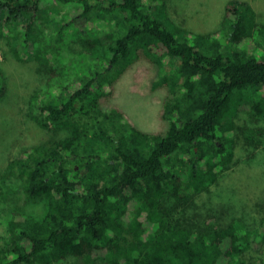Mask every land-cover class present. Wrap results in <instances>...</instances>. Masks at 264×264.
<instances>
[{"label":"trees","instance_id":"trees-1","mask_svg":"<svg viewBox=\"0 0 264 264\" xmlns=\"http://www.w3.org/2000/svg\"><path fill=\"white\" fill-rule=\"evenodd\" d=\"M156 1L0 0V39L44 65L47 85L35 88L33 119L65 132L10 162L28 196L48 208L42 218L9 211L0 264H248L252 232L217 218L203 223L198 199L231 170L230 117L247 105L264 114V96L254 97L264 90V55L245 47L264 26L249 1L229 0L225 40L208 33L191 41ZM59 5L77 11L57 20ZM70 32L86 49L60 70L55 61ZM139 50L158 65L169 58L179 64L180 80L157 82L171 90L165 133L101 104ZM6 90L0 70V97ZM3 197L1 186L0 204Z\"/></svg>","mask_w":264,"mask_h":264},{"label":"rangeland","instance_id":"rangeland-1","mask_svg":"<svg viewBox=\"0 0 264 264\" xmlns=\"http://www.w3.org/2000/svg\"><path fill=\"white\" fill-rule=\"evenodd\" d=\"M228 1L157 0L155 6L165 5L163 10L170 20L190 32L191 41L193 36L208 33L217 34L216 38L225 40L223 19ZM247 1L254 9L255 21L264 26V0ZM59 9L61 12L57 13V20H61L62 15L68 20L77 11L70 5H59ZM259 29L254 43H247L245 47L251 53L263 56L264 27ZM85 49V42L70 32L60 44L57 55L59 60L55 62L60 70H64L66 64L72 65ZM43 66L41 60L29 52L21 49L17 51L7 39H0V70L7 82V90L0 97V187L5 188L8 194L7 199L1 198L0 204L4 209L0 217V245L3 244L6 232L3 222L8 219L11 211L18 210L39 218L47 213L45 200L31 199L26 193L19 170L10 167V162L27 147L65 135L62 129L51 131L39 128L33 119L37 112L31 102L35 88H45L47 85L46 76L39 73ZM162 77L180 80L178 61L169 58L163 65H158L154 57H148L139 50L138 54L131 56L130 64L117 78L112 94L103 97L101 104L120 106L125 110L127 118L145 131L165 133L169 127L165 107L171 90L168 84H157ZM56 82L51 80L52 86ZM263 96L264 90L261 89L254 95L256 100H261ZM230 119L235 125L226 133L229 140L227 146L234 151V157L228 164L231 170L226 173L224 171L226 175L218 185L212 186L211 195L199 197L198 209L205 214L203 223L214 222L213 218H217L220 224L235 222L239 227L250 230L255 241L244 256L248 264H259L260 259L264 261V114L257 113L247 105ZM249 134L263 141L251 140ZM5 211H8L7 214Z\"/></svg>","mask_w":264,"mask_h":264}]
</instances>
